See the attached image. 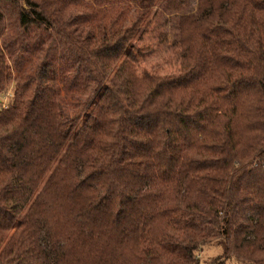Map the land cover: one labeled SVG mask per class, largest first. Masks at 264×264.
<instances>
[{"label":"trees","instance_id":"trees-1","mask_svg":"<svg viewBox=\"0 0 264 264\" xmlns=\"http://www.w3.org/2000/svg\"><path fill=\"white\" fill-rule=\"evenodd\" d=\"M187 3L0 0V264H264V0Z\"/></svg>","mask_w":264,"mask_h":264},{"label":"rangeland","instance_id":"rangeland-1","mask_svg":"<svg viewBox=\"0 0 264 264\" xmlns=\"http://www.w3.org/2000/svg\"><path fill=\"white\" fill-rule=\"evenodd\" d=\"M188 5L185 10L190 12L196 8V0H187ZM24 5V0H21ZM175 12V11H173ZM10 18H9V17ZM174 15L167 14L166 17L157 16L152 18L151 23L143 33L141 39L140 32L135 37V42L139 45H149L154 47V51L151 54H147L144 58L139 59L138 73L142 70H148L155 74L168 75L176 74L179 71V57L177 47L173 45L175 21L172 20ZM15 14L13 12H7L5 14V23L13 21ZM139 30H143V26ZM12 89L6 92L5 97L2 100V104L8 103V98L11 97ZM222 247L218 242L206 244L198 250V256L200 264H203L210 260V258L220 254ZM225 264H246V262L238 261L234 258L226 260Z\"/></svg>","mask_w":264,"mask_h":264}]
</instances>
